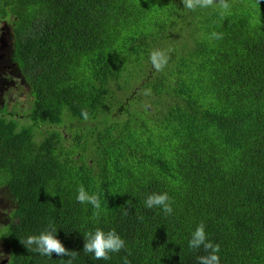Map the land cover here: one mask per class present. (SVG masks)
I'll list each match as a JSON object with an SVG mask.
<instances>
[{
	"label": "trees",
	"instance_id": "obj_1",
	"mask_svg": "<svg viewBox=\"0 0 264 264\" xmlns=\"http://www.w3.org/2000/svg\"><path fill=\"white\" fill-rule=\"evenodd\" d=\"M228 3L221 15L182 0H0L26 95L17 107L12 85L0 86L4 264H64L21 243L49 225L78 253L73 264H140L149 251L153 264H199L209 252L189 240L201 223L219 264H264V0ZM157 49L169 57L162 71ZM81 185L99 210L77 201ZM153 193L168 194L171 214L146 207ZM97 228L125 248L85 253Z\"/></svg>",
	"mask_w": 264,
	"mask_h": 264
},
{
	"label": "clouds",
	"instance_id": "obj_2",
	"mask_svg": "<svg viewBox=\"0 0 264 264\" xmlns=\"http://www.w3.org/2000/svg\"><path fill=\"white\" fill-rule=\"evenodd\" d=\"M183 6L189 10H196L197 8H210V7H219L222 9L221 15H225L229 12L231 5L228 3V0H182ZM212 38L222 39V34L213 32ZM168 54L159 49L153 50L150 54V60L153 67L157 71H162L168 62ZM0 65V86L2 84L10 83L12 86L11 93L15 95L17 91V83L19 81L18 77L12 79L11 66L9 61L1 57ZM17 79L18 81H16ZM19 93V94H18ZM17 95L26 96L23 91H18ZM144 95H151V89H146ZM1 96V93H0ZM9 97L8 99H10ZM14 100V99H13ZM2 105L0 104V108ZM10 107V106H9ZM81 116L84 120L89 119V113L87 110H81ZM79 203H90L94 209L99 210L101 207L100 197L97 193L89 194L85 191L83 185L78 188V194L76 197ZM128 203V201L126 202ZM130 204V203H129ZM145 205L147 208L151 209L153 207L162 208L163 212L168 215L171 214L173 209L171 207L170 198L167 193L160 194H151L145 200ZM3 213H0V215ZM125 215L128 214V209H125ZM4 215V214H3ZM96 217L99 218V211L95 213ZM5 219V215L2 217ZM56 229L57 227L49 225L43 232L38 235H29L25 240L21 241L30 251L39 253L40 255H45L51 257L53 253L57 256H67L69 257L64 264H73L74 259L78 255L75 251H70L64 247L59 239L56 238ZM35 247H32V246ZM203 247L205 251H208L209 254L206 256H199V264H219V250L220 247L218 244H214L209 241L206 237L204 224H199L194 232L192 233L191 239L189 240V247L191 249H199ZM125 248V241L121 238L117 232L112 229L105 233L103 230L97 228L95 232H88L86 234L85 243L83 246V251L85 253H92L95 260H108L110 259L109 253H116ZM130 254V253H129ZM0 263L4 264L8 262L9 252L6 251ZM124 264H130L127 257H124ZM140 264H153V259L151 251L145 253L140 258Z\"/></svg>",
	"mask_w": 264,
	"mask_h": 264
},
{
	"label": "rangeland",
	"instance_id": "obj_3",
	"mask_svg": "<svg viewBox=\"0 0 264 264\" xmlns=\"http://www.w3.org/2000/svg\"><path fill=\"white\" fill-rule=\"evenodd\" d=\"M10 31H11V28L9 27V25L7 23H4V22L0 23V41H2V42H0V65L2 63V61H1V57H3L2 54L5 57L8 56L7 50H4V49H5V46L6 47L8 46L7 42H8V38L10 37L9 35L11 34ZM15 80L18 81L17 79H15ZM17 92L18 91L14 92V93H17ZM18 96H19L18 100L20 101V104H18L17 107H21V106L26 105L25 104V97L23 95H18ZM119 96L125 101L126 105H128L130 103V101H131L130 90L119 92ZM7 102H8V105L11 106L12 103L14 102V100H13V98H10V99H8ZM27 119H28V117H27ZM116 119L119 122L124 121L125 119H127V115H126V113H118V115L116 116ZM28 121H29V119H28ZM31 124H32V122L29 121L28 125H31ZM28 125H25V126H28ZM33 130H40V129L34 128ZM62 136H64V137L67 136V132L65 130H62ZM36 138L38 139L39 136L36 135ZM0 191L4 192L3 197L1 198V201H3V202L7 201L9 199V195L6 192V189L0 188ZM1 205H3V203ZM12 207L13 206L11 205L10 209ZM10 209H9V212H10ZM9 215H10V213H9ZM3 216H4L3 214L0 215V223H4V219L2 218ZM8 220H9V218H8ZM0 236H2V234H0ZM5 246H6V243L4 241H0V255H5V253L7 251ZM1 259L2 258H0V260ZM0 264H2V263H0Z\"/></svg>",
	"mask_w": 264,
	"mask_h": 264
},
{
	"label": "flooded vegetation",
	"instance_id": "obj_4",
	"mask_svg": "<svg viewBox=\"0 0 264 264\" xmlns=\"http://www.w3.org/2000/svg\"><path fill=\"white\" fill-rule=\"evenodd\" d=\"M6 47V46H5ZM2 56H3V58H5L7 61H9V59H8V56H4L3 54H2ZM2 99L0 98V101H1Z\"/></svg>",
	"mask_w": 264,
	"mask_h": 264
}]
</instances>
